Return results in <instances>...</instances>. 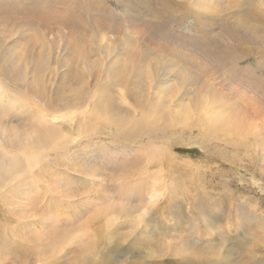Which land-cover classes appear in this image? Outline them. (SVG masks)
I'll list each match as a JSON object with an SVG mask.
<instances>
[{
	"label": "rangeland",
	"instance_id": "rangeland-1",
	"mask_svg": "<svg viewBox=\"0 0 264 264\" xmlns=\"http://www.w3.org/2000/svg\"><path fill=\"white\" fill-rule=\"evenodd\" d=\"M0 80V144L35 155L8 181L0 264L37 244L31 261L76 264L110 229L89 264H264V0H0ZM216 90L234 139L204 120ZM132 105L162 118L134 134Z\"/></svg>",
	"mask_w": 264,
	"mask_h": 264
},
{
	"label": "bare ground",
	"instance_id": "bare-ground-1",
	"mask_svg": "<svg viewBox=\"0 0 264 264\" xmlns=\"http://www.w3.org/2000/svg\"><path fill=\"white\" fill-rule=\"evenodd\" d=\"M51 3V2H50ZM232 4V3H231ZM238 6V5H237ZM90 10V9H89ZM245 17L247 18L248 17V15H245ZM249 23V22H248ZM234 58V57H233ZM234 60H235V58H234ZM240 61V60H239ZM238 65V64H237ZM258 68V67H257ZM250 69H251V71L253 72V73H255V71L257 70V69H252V67H250ZM249 69V70H250ZM1 81V80H0ZM215 89V88H214ZM213 89V90H214ZM123 89H121V91H122ZM0 100H2V102H4V103H6L5 101H6V99L8 100V96H7V89L4 87V85H3V83L2 82H0ZM124 93H126L125 91H123ZM213 93H214V91H213ZM215 93H218L217 92V90H216V92ZM232 93V92H231ZM5 94V95H4ZM211 94V93H210ZM212 95V94H211ZM223 94H221V93H218V96H216V94H215V96L216 97H214V100H212V98L213 97H209V95H207V97L206 96H204L205 98H206V103L208 104V105H210V107L212 108V112L211 113H209L207 110L206 111H204V114H205V116H204V120H206V121H208V123L211 125L210 127L211 128H213V130L214 131H216V129L217 130H219V132H221V129H220V127H222V129L224 128V127H226L227 126V129L230 131V136H233V139L234 138H236V137H234L235 135H237V134H239V130H238V128L239 129H241L240 127H238V126H236L235 124H238L237 122H236V119H235V117H236V115H234V113H230L229 112V110H230V107L232 106L231 104L232 103H230V107L227 105L229 102H228V100H225V95H223ZM3 96H5V97H3ZM2 98V99H1ZM84 98V97H83ZM124 98V97H123ZM4 99H5V101H4ZM125 98H124V102H125ZM82 101V100H81ZM84 101V100H83ZM120 101H122V100H120ZM13 102L15 103V104H17V102L16 101H14L13 100ZM126 102H127V100H126ZM1 103V102H0ZM226 104V105H223V104ZM2 104V103H1ZM86 104V103H85ZM84 104V105H85ZM90 104H91V102H90ZM130 105H131V103H129ZM89 106V104L86 106V108ZM100 106V105H99ZM133 106V105H132ZM136 106V105H135ZM135 106H133V108H132V112H133V116L132 115H130V116H128V117H131V123H134V125H131V129H133V132H134V134H139V132H143L145 129H146V125L147 124H151V123H154L156 120H158V119H161L162 117H156V115H151V117H152V119H155V121H149L147 118V114H149V112H150V110H151V107L150 108H148L147 110L146 109H144V107L143 108H141V109H138L137 107H135ZM225 106H227V109L225 108ZM204 107V106H203ZM233 107V106H232ZM3 108H4V106H3ZM80 108V107H79ZM92 108V107H91ZM203 110H205V109H203ZM0 111H1V109H0ZM89 111V110H88ZM139 111V112H138ZM141 113H142V116H141ZM3 114H4V112H3ZM5 114H6V112H5ZM139 114H140V116H139ZM190 114V113H189ZM192 114V113H191ZM239 114H240V112H239ZM238 114V115H239ZM0 115H2V113L0 114ZM81 115L83 116V118L81 119L82 120V123H84V125L86 124L85 122L88 120V116L86 115V110L84 109V110H81ZM185 116L186 118L188 117V112L186 111V109L184 108V106L181 108V110L179 109V113H178V116L179 117H181V116ZM90 116V115H89ZM94 116H96V118L97 119H102V113H100V114H98V113H94ZM61 116H59V115H54L53 117H51L50 119L51 120H48V121H46L47 122V125L46 126H44V128L46 129V130H41V132H43L42 134L44 135V136H47V134L48 135H53L55 132H57L59 129H62V126L60 127V125H57V119H59ZM91 117V116H90ZM89 117V118H90ZM119 117V116H118ZM110 119V118H109ZM114 119V118H113ZM203 119V118H202ZM238 119V118H237ZM242 120H244V118L242 119ZM248 120H250L249 118H248ZM71 121H72V119H71ZM103 121V120H102ZM146 121V122H145ZM254 121V120H253ZM2 122H3V120H2ZM81 122V121H80ZM89 122V121H88ZM87 122V123H88ZM92 122V121H91ZM98 122V121H97ZM240 122V121H239ZM242 122V121H241ZM240 122V123H241ZM249 122V121H248ZM4 123H6V122H4ZM70 123V122H69ZM82 123H79V125H80V127L83 125ZM158 123H159V121H158ZM3 124V123H2ZM90 124V123H89ZM195 124H197V122L195 123ZM250 124V123H249ZM253 124V123H252ZM5 125V124H4ZM157 125V124H156ZM156 125H154L156 128H157V126ZM199 125V124H198ZM6 126V125H5ZM254 126V125H253ZM253 126H252V129H254L253 128ZM1 127H2V125H1ZM155 128V129H156ZM7 129V128H6ZM127 129V128H126ZM131 129H130V131L129 132H131ZM154 129V128H153ZM152 129V130H153ZM226 129V130H227ZM8 130V129H7ZM129 130V129H128ZM135 130V131H134ZM212 130V129H211ZM0 131H1V128H0ZM64 131V130H63ZM239 131V132H238ZM133 132H132V134H133ZM224 132V131H223ZM223 132H221V133H223ZM256 132V131H255ZM7 133V132H6ZM65 133V132H64ZM81 133V132H80ZM211 133V132H210ZM226 133V132H225ZM224 133V134H225ZM247 133V132H246ZM3 134H5V133H3ZM15 134V133H14ZM62 134V133H61ZM208 134V133H207ZM212 134V133H211ZM228 134V135H229ZM51 135V136H52ZM79 135V134H78ZM129 135H130V133H129ZM240 135V134H239ZM34 136V135H33ZM20 137V136H19ZM23 137H24V140H26V139H28V137H27V135H23ZM31 137V136H30ZM1 138H3V137H0V139ZM34 138V137H33ZM6 139V138H5ZM12 139V138H11ZM36 139V138H35ZM229 138H227V140H228ZM12 140H14V139H12ZM29 140H30V138H29ZM224 140V139H223ZM1 141V140H0ZM5 141V140H4ZM228 141H230V139L228 140ZM234 140H232V142H233ZM15 142V141H14ZM54 142V141H53ZM52 142V143H53ZM251 142V141H250ZM3 143V142H2ZM1 143V144H2ZM6 145L9 143V141L7 142V140L4 142ZM3 143V144H4ZM228 143V142H227ZM0 144V145H1ZM5 144H4V146L2 145L1 147H0V211H1V209H3V203L4 202H6V203H9V201H11V200H13L12 198H14V196H15V194L16 193H18L19 192V189H13L12 187H10L9 186V188H7L8 187V185H10V183L8 182L9 181V178H13V180H14V178L15 177H17V176H19V171H18V169L19 168H21L22 167V165L24 164V166L27 168V170L29 169L28 167L30 166V165H32V163L34 162L33 161V159L35 158V155H34V158L32 159H30L29 157H31V156H25V159H23V158H21L20 157V155H17L16 153H15V157H11V158H9L8 157V155H7V151H8V148H6L5 147ZM12 144V142L10 143V145ZM16 144V143H15ZM17 144H19V143H17ZM54 144V143H53ZM242 144V143H241ZM240 144V145H241ZM13 145V144H12ZM11 145V146H12ZM37 145V144H36ZM39 145V144H38ZM239 145V144H238ZM8 146V145H7ZM21 146H23L22 145V143H21ZM28 146V145H27ZM46 146V145H45ZM49 146V145H48ZM245 146V145H244ZM16 147V146H15ZM14 147V148H15ZM36 148H38L39 149V147H37V146H35ZM42 147H43V145H42ZM41 146H40V148H42ZM26 148V147H25ZM34 148V147H33ZM32 148V149H33ZM46 148V147H45ZM11 149H13V148H11ZM31 149V150H32ZM44 149V148H43ZM28 150V149H27ZM33 150H35V149H33ZM47 150V149H46ZM9 151H12V150H10L9 149ZM22 151H24V150H22ZM35 151H37V150H35ZM40 151H42V150H40ZM262 151H264V148H263V150ZM44 152H45V150H44ZM43 152V153H44ZM32 153V152H31ZM36 153H38V152H36ZM40 153V152H39ZM42 153V152H41ZM42 153V154H43ZM39 155L38 157H40V156H43V155ZM45 154V153H44ZM24 155V154H23ZM37 156V155H36ZM45 156V155H44ZM20 157V158H19ZM47 157V156H46ZM42 158V157H41ZM37 159V158H36ZM45 159V158H44ZM35 160V159H34ZM22 167L23 168V170H24V168L25 167ZM36 166V165H35ZM34 166V167H35ZM26 168H25V170H26ZM31 168V167H30ZM34 169V168H33ZM20 170H22V169H20ZM30 170V169H29ZM32 171V170H31ZM25 173H26V171H25ZM28 174V173H27ZM27 174H25V175H27ZM21 175H23V173L21 174V171H20V176ZM12 176V177H11ZM24 176V175H23ZM23 176H21V177H23ZM17 180V179H16ZM15 180V181H16ZM15 181H13V182H15ZM18 182H19V180H18ZM12 183V182H11ZM13 184V183H12ZM17 184V183H16ZM20 184V183H19ZM14 186V185H13ZM54 186V185H53ZM18 187H20V186H18ZM55 187V186H54ZM20 192H21V190H20ZM35 194V193H34ZM17 195V194H16ZM30 195V194H29ZM37 195V194H36ZM32 196V195H31ZM33 197H34V195H33ZM39 198V197H38ZM36 199V198H35ZM34 198H33V201L35 200ZM37 200V199H36ZM14 201V200H13ZM29 201V200H28ZM32 201V202H33ZM18 202V201H17ZM31 201L29 202L30 204L32 203ZM35 202V201H34ZM33 202V203H34ZM151 202V201H150ZM11 203H12V201H11ZM11 203H9L8 204V206L11 204ZM14 203H15V201H14ZM25 203V205H26V203L27 202H24ZM40 203H41V201H40ZM16 204V203H15ZM29 205V204H28ZM34 205H35V203H34ZM12 206H14V205H10V207L11 208H13ZM21 206V205H20ZM27 206V205H26ZM36 206V205H35ZM9 208V207H8ZM29 208V207H28ZM36 208V207H35ZM42 208V207H41ZM111 208V213H113L114 211H116L117 209L116 208H118V207H116V206H112V207H110ZM15 209H16V207H15ZM22 210V209H21ZM10 211H11V209H10ZM12 213H13V211H12ZM14 215V214H13ZM16 215H17V213H16ZM110 213L109 212H106V213H101V219H102V221H105V224H106V228L108 229L109 227H111L113 224H114V220H110ZM20 218H22V217H20ZM11 219V218H10ZM16 219V218H15ZM5 220V219H4ZM17 220V219H16ZM91 220H92V218H91ZM91 220H88V222H90ZM20 221V220H19ZM18 221V222H19ZM10 221L7 219L6 221H5V223L6 224H8ZM5 223H3V225L5 224ZM14 223H16V221L14 222ZM5 224V225H6ZM4 225V226H5ZM11 226V225H10ZM3 228H6V227H3ZM86 228V227H85ZM2 229V228H1ZM9 229V228H8ZM13 229V228H12ZM15 229V228H14ZM9 231V230H8ZM15 231V230H14ZM14 231L12 232L13 234H15L14 233ZM5 232V231H4ZM9 232H11V231H9ZM17 232V231H16ZM4 234V233H3ZM18 234V233H17ZM38 234V233H37ZM96 234H94V236H95ZM5 236H6V234H5ZM38 236V235H37ZM6 237H8V236H6ZM10 237V236H9ZM113 237V229H110L107 233H106V235H104V238H102V241H100V246H99V249L95 252V253H93L92 255H90V256H88V257H86L88 254H90L91 253V251L92 250H96L97 249V245H98V243H97V240H96V242H93V243H90L89 245H87V246H84V247H80V251L83 253V254H85V257H83V258H81V259H79L78 260V262L76 263V264H89V261H90V259H92V258H98V261L99 262H101L103 259H106L107 257H111V255L112 254H115V252H116V247H113V246H111L110 245V243H108V240H110L111 238ZM16 238H17V235H16ZM16 240V239H15ZM27 240V239H26ZM53 240H55V239H53ZM46 241V240H45ZM50 242V241H49ZM52 242V241H51ZM54 242V241H53ZM61 242V241H60ZM40 243H42V242H40ZM56 243H59V242H56ZM55 243V244H56ZM102 243V244H101ZM16 244H17V242H16ZM49 244V243H48ZM4 245H6V244H4ZM4 245H3V247H4ZM35 245V244H34ZM37 246H39V247H37L38 248V251L36 250L35 251V253H34V248H32V249H26V250H23V251H20V259H21V257H22V259H23V261H21L20 260V264H35L36 263V260L37 259H35L34 261H31L30 259L32 258V257H37V255L38 256H41L40 255V253H43V252H45L46 250H48L49 249V246H45V245H39V244H37ZM54 246V245H53ZM6 248V247H5ZM57 248V247H56ZM58 249V248H57ZM62 249V248H61ZM4 251V250H3ZM256 251V250H255ZM169 251L167 250V254H169L168 253ZM1 254V253H0ZM176 254V251H175V253H172L171 254V256H173V255H175ZM47 255V254H46ZM162 255L164 256L165 255V252L163 251L162 252ZM42 257V256H41ZM46 259V260H45ZM47 259L48 258H41V259H39V261L36 263V264H53V262H52V260L51 261H47ZM45 260V261H44ZM96 262L97 261H95L94 262V264H96ZM166 262H167V260H166ZM169 262V261H168Z\"/></svg>",
	"mask_w": 264,
	"mask_h": 264
}]
</instances>
